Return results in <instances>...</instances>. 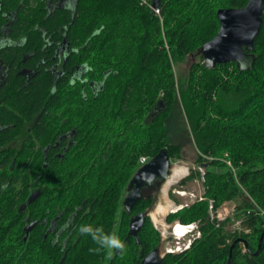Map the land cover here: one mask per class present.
I'll list each match as a JSON object with an SVG mask.
<instances>
[{
  "label": "trees",
  "instance_id": "obj_1",
  "mask_svg": "<svg viewBox=\"0 0 264 264\" xmlns=\"http://www.w3.org/2000/svg\"><path fill=\"white\" fill-rule=\"evenodd\" d=\"M248 2L162 0L157 15L153 0H72L52 9L47 0H0L1 26L13 20L14 34L28 36L24 47L7 50L3 59L20 65L22 54H31L25 65L36 70L28 83L16 75L10 79L14 96L0 91V98L13 104L12 114L0 110L6 126L0 131V264H142L160 248L162 236L150 217L138 242L128 236L131 217L150 213L155 196L145 195L132 213L123 200L136 172L161 150L171 162L183 159L187 139L171 141L177 102L196 163L205 169V196L168 215L167 222L198 223L201 238L185 252L166 254L162 264H228L237 240L231 264H264V240L258 253L264 232V11L251 70L241 71L235 62L209 69L199 54L219 32L218 10L242 9ZM42 35L52 46L44 47ZM63 40L72 45L66 66L71 72L67 81L55 83L47 68ZM192 56L199 60L179 83L175 68ZM82 66L95 91L79 81L71 85ZM31 121L29 132L23 124ZM15 129L17 136L22 131L48 143V159L42 149L33 155L25 147L8 153L4 147ZM72 131L74 144L56 157L55 143ZM196 176L199 172H192L191 178ZM232 200L241 202L238 232L210 214L211 204L216 210ZM52 220L60 221L55 231L48 229ZM82 223L117 233L126 242L123 254L108 259L106 252H90L96 245L77 231Z\"/></svg>",
  "mask_w": 264,
  "mask_h": 264
},
{
  "label": "water",
  "instance_id": "obj_2",
  "mask_svg": "<svg viewBox=\"0 0 264 264\" xmlns=\"http://www.w3.org/2000/svg\"><path fill=\"white\" fill-rule=\"evenodd\" d=\"M162 0H153V8L159 7ZM264 0H249L242 9H220L217 12L220 21V29L217 35L199 49L203 57L204 65L211 69L218 64L235 62L241 71H249L254 67L256 55L254 50L255 41L260 35L263 26ZM172 162L166 149L161 150L158 155L144 164L134 175L128 186V195L124 205L128 212H132L135 205L143 198L142 189L152 186L156 180H161L162 188L172 174ZM150 213H138L130 221L128 236H132L138 242V236L144 227ZM34 222L26 227V237L36 226ZM264 240V232L259 242L258 253L261 251ZM228 264L232 263V251ZM246 246V241H242ZM164 256L160 249H154L142 261V264H162Z\"/></svg>",
  "mask_w": 264,
  "mask_h": 264
},
{
  "label": "flooded vegetation",
  "instance_id": "obj_3",
  "mask_svg": "<svg viewBox=\"0 0 264 264\" xmlns=\"http://www.w3.org/2000/svg\"><path fill=\"white\" fill-rule=\"evenodd\" d=\"M72 2V0H47V4L48 6L52 9L54 7L57 6H62V5H70ZM1 9V7H0ZM3 26H1V21H0V91H3V89L5 88L6 90H8V97L14 96L15 95V91L12 89L13 87L9 85V81L12 77L19 76V78L21 77L22 79H25L28 83V81L34 77L35 75V71L32 68H29L28 66H26V62H28L27 60L31 57V54H22L21 57V63L20 65H17V63H15V61L10 62V61H5L2 57L3 53H5L7 50H12V49H16V48H22L25 46L27 40H28V36L27 35H22L17 37L14 34V21H3ZM42 39L44 40V47H49L52 46L53 43H50V39L46 37V35H42ZM72 49V45L70 43H67L66 40H63L62 42L58 43V49L56 51V55H55V60L53 61L52 65L50 67H48L47 69L54 74V82L58 83L59 80H64L67 81L69 79V73L71 72L70 69H66L67 63L69 61V57L71 55V50ZM40 64L42 65H46L45 61L40 62ZM47 67V66H46ZM87 68L86 66H82L76 69V71L74 72V75L71 79V85L76 84L78 81L82 84H85V86L88 84L89 86H91L92 90L95 91L96 88V84L94 81H90L89 79L85 76L86 72H87ZM25 83L24 86H27V84ZM7 94V93H6ZM11 102V99H10ZM13 104L9 103L7 104V102H5L2 98H0V110L3 108L5 109L8 113L12 114L13 113ZM16 115V114H15ZM40 115H35L33 117L34 121H37L39 119ZM31 127L33 125H35V122H28L26 124H23V128L26 127L29 132H31ZM29 126V127H28ZM58 128H63L64 127V119L60 118V122L57 123L56 125ZM6 129V126L3 125V123L0 121V131ZM15 132V134H14ZM75 132L72 131L64 136L61 137L60 139V143L56 142L55 143V148L56 151H54V154L56 155V157H61L64 155V153L66 152L68 146H72L74 144V137ZM14 137V138H13ZM32 138L29 135H25L24 132L21 131L20 135L17 136L16 135V129L15 131H13L12 134V138L8 141L7 145L4 147L8 153H11V151L13 150L14 153H16L17 151H19L22 148H27L28 151H30V154H34L35 152H39V149H42L43 154L46 156L44 158V161H46L48 159L47 155H49V150L52 151L50 145H47L48 143H40L37 140ZM46 141V139H45ZM46 145V146H45ZM7 152H4L3 154L5 155ZM6 157V156H5ZM13 162H16L17 160V156H13ZM28 161H29V166L28 167H32V156L29 155L28 156ZM35 167H39L37 164L35 165ZM10 168H12V166L10 165ZM161 184V180H156L155 182H153L152 186L150 187H144L142 189V195L143 197L145 195H155V192H157L158 190L161 189L160 187ZM145 192H148L147 194H145ZM128 195V188H127V192L124 195V200H123V207L125 208L124 202L125 199ZM136 206V205H135ZM128 212V211H127ZM133 212V211H132ZM129 212V213H132ZM137 214H134L133 216H135ZM132 216V217H133ZM131 217V218H132ZM131 221V220H130ZM59 222L60 221H56V220H52L51 223V227L48 229L53 230L54 231L56 229H58L59 226ZM47 223V221H46ZM73 223L69 222V227H72Z\"/></svg>",
  "mask_w": 264,
  "mask_h": 264
},
{
  "label": "rangeland",
  "instance_id": "obj_4",
  "mask_svg": "<svg viewBox=\"0 0 264 264\" xmlns=\"http://www.w3.org/2000/svg\"><path fill=\"white\" fill-rule=\"evenodd\" d=\"M162 21V18H160ZM199 60L198 56H192L188 57L184 62L179 63L175 70L178 82L187 81L188 77V69L191 66L193 62H196ZM178 105L176 115L174 116V121L171 123V136L172 142H180L182 137H185L187 140L184 142V154L183 159H176L172 162L173 168L175 167H187L188 169V175L181 178L178 182H176L174 185H171L168 187V191H166V196L168 199L173 202L174 205L179 207L181 204H192L193 202L198 201L200 197L205 196V187H204V175H205V169L198 165L196 163L197 161V150L195 148V145L193 143V139L189 130V125L187 122V119L184 115V112L181 107V103L177 102ZM182 135V136H181ZM181 136V137H180ZM185 138H182V141H185ZM181 141V142H182ZM183 143V142H182ZM141 158V163L142 159ZM146 159V158H145ZM230 166V164L228 163ZM192 172H199V176H196L194 179L191 178ZM164 186L155 192V202L153 208L150 210V214L152 216V213L156 209L157 205L162 201L165 192H164ZM185 192L186 194L181 196L178 194V192ZM148 192H145L147 194ZM176 203V204H175ZM211 204V203H210ZM241 202L239 200H232L227 201L223 203L218 209L213 210L210 206V214L211 218L219 221V223L226 222L227 229H229L232 232H238V230L241 231L239 222L243 220V217H241V220H237V206H239ZM173 214L172 212H169L168 214L161 216L162 223L156 224L154 223L156 229L159 227L162 232L164 233V238H162L161 245H160V252L161 255L165 256L167 253V248H169L171 245H176L174 242V238L170 234V225L177 222H167L166 219L168 215ZM235 218V219H234ZM154 220V219H153ZM231 220V221H230ZM233 220V221H232ZM180 222V221H179ZM230 222V223H229ZM167 225V226H166ZM196 231L190 232L183 240H181L180 244L182 247L184 245H187L190 239H193L195 237ZM162 236V235H161ZM163 237V236H162Z\"/></svg>",
  "mask_w": 264,
  "mask_h": 264
},
{
  "label": "clouds",
  "instance_id": "obj_5",
  "mask_svg": "<svg viewBox=\"0 0 264 264\" xmlns=\"http://www.w3.org/2000/svg\"><path fill=\"white\" fill-rule=\"evenodd\" d=\"M55 92V87L51 89ZM77 231L89 237L96 247L89 248L92 253L106 252V257L111 259L114 253L123 254L126 249V242L120 236L112 231L105 230L102 225H94L92 223H82L78 226Z\"/></svg>",
  "mask_w": 264,
  "mask_h": 264
},
{
  "label": "built area",
  "instance_id": "obj_6",
  "mask_svg": "<svg viewBox=\"0 0 264 264\" xmlns=\"http://www.w3.org/2000/svg\"><path fill=\"white\" fill-rule=\"evenodd\" d=\"M151 8L157 15H160V11L158 10V8L154 9L153 6ZM145 162H146V159L145 158L142 159V163H145ZM178 194L183 196L186 193L179 191ZM202 199H203V197H200L198 200H202ZM192 204H181L176 211H173V213H176L177 211L183 209L184 207H189ZM211 208H212V204H211ZM238 224L240 225V222ZM170 226H171L170 227V234L174 238V240H175L174 242L176 243V245H171L169 248H167V250H166L167 254H178V253L185 252L191 248L192 244L194 243V241L196 239L201 238V231L199 229V224L196 222L190 223V224H183V223L177 221ZM157 230H159V232L163 236L162 238H164V233L162 232V230L159 227L157 228ZM192 231H196L195 237L193 239H190L188 244L184 245V247H182V245L180 244L181 240H183ZM246 232H248V231H246Z\"/></svg>",
  "mask_w": 264,
  "mask_h": 264
},
{
  "label": "bare ground",
  "instance_id": "obj_7",
  "mask_svg": "<svg viewBox=\"0 0 264 264\" xmlns=\"http://www.w3.org/2000/svg\"><path fill=\"white\" fill-rule=\"evenodd\" d=\"M186 175H188L187 167L180 166L172 169L171 177L167 180L166 184L164 185L165 195L162 201L157 205L156 209L152 213V218L154 219V222L156 224L162 223L161 216H164L169 212L176 211L178 209V207L168 199V197L166 196V191H168V187L174 185Z\"/></svg>",
  "mask_w": 264,
  "mask_h": 264
}]
</instances>
